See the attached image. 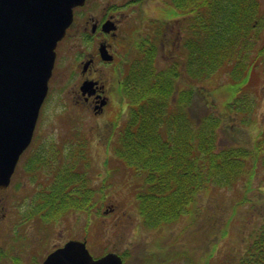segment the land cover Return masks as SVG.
Here are the masks:
<instances>
[{
    "label": "rangeland",
    "instance_id": "374dc122",
    "mask_svg": "<svg viewBox=\"0 0 264 264\" xmlns=\"http://www.w3.org/2000/svg\"><path fill=\"white\" fill-rule=\"evenodd\" d=\"M261 2L264 7V0ZM144 5L140 15L142 20L135 28H141L142 38L148 29L157 26L158 18L162 16V10L156 4ZM182 19L181 16L180 27L184 29ZM124 54L118 57L123 64H116L114 80L113 67H109L116 95L110 91L112 102L101 115L80 110L73 103L70 90L76 76L66 83L65 66L57 64L55 68L33 135L32 152L38 158L46 148L47 158L54 159V152L59 148L49 151L51 142L56 141L55 145L65 142L64 145L70 146L76 134L85 135L81 136V142L87 144L85 154L89 162L80 168L92 179L97 191L96 201L92 213L75 209L48 223L42 217H36L38 219L18 236L13 232V208L6 222L1 223L0 246L5 253L18 251L21 264H37L52 247L72 237L83 238L86 232L87 246L93 256L116 251L122 255L123 264H223L244 251L253 232L264 221V170L259 164L254 175L242 176L239 183L227 186L213 183L209 188L201 189L179 219L152 226L143 223L138 213L137 191L144 187L145 175H134L113 150L124 120L131 114V107H123L128 101L119 89L123 83L122 91H128L130 83L126 77L129 60ZM160 63H164L163 58ZM258 70L251 75V89L243 95L241 92L232 96L229 89L227 92L220 90L229 80L226 71L211 75L205 81L195 80L197 85L193 86L197 92L191 114L197 120L204 114L219 118L217 149L235 146L254 152L260 134L264 132V73L260 68ZM248 98L252 103L246 112L242 101ZM225 99L232 102L226 104ZM250 163L249 170L254 167ZM43 174L42 169L36 171L38 190L45 186L42 181H47ZM110 205L113 210H107ZM15 258L0 254V264H20Z\"/></svg>",
    "mask_w": 264,
    "mask_h": 264
},
{
    "label": "trees",
    "instance_id": "16d2710c",
    "mask_svg": "<svg viewBox=\"0 0 264 264\" xmlns=\"http://www.w3.org/2000/svg\"><path fill=\"white\" fill-rule=\"evenodd\" d=\"M172 1L171 15L182 16L184 26V58L176 62L185 64H167L160 69L153 64L151 48L137 58L149 64H129L126 77L130 83L124 94L132 100L131 114L113 146L116 156L134 175H145L144 187L137 191V206L148 226L179 219L199 191L213 183H239L242 176L254 175L259 164L264 170L263 131L254 152L235 146L217 149L219 118L204 114L197 120L191 114L197 92L195 80L205 81L226 71L229 80L220 90L229 89L234 96L248 93L258 68L264 73L261 0ZM231 102L225 99L226 104ZM242 103L247 112L250 98ZM81 136L72 137L70 146L51 142L49 151L59 148L54 159L47 158L46 148L40 157L33 156L34 166L47 178L42 182L45 186L37 214L49 222L68 211L93 207L96 201L92 180L80 168L89 162L87 144L81 142ZM249 161L254 165L251 170ZM223 264H264V221L244 251Z\"/></svg>",
    "mask_w": 264,
    "mask_h": 264
},
{
    "label": "flooded vegetation",
    "instance_id": "af4514ba",
    "mask_svg": "<svg viewBox=\"0 0 264 264\" xmlns=\"http://www.w3.org/2000/svg\"><path fill=\"white\" fill-rule=\"evenodd\" d=\"M144 4H156L162 10V16H159L157 26L148 29L142 38L141 28H135L138 21L142 20L140 15L144 10ZM172 7V0H85L82 4L74 7L73 22L56 47L57 55L53 73L57 64H62L65 66L66 83L72 76H76L70 93L71 100L80 110L90 111L94 115H101L107 110L112 102L110 91H113V96L116 95L113 80L116 64H123V61L118 60V57L120 58V54L124 56V52L128 57L129 64H149V62L137 59L140 54H142L141 58L148 54L146 49L149 48L154 51L153 64H158L160 69L164 67L159 64H185L176 62L180 57L184 58V50L181 47L184 32L180 27L181 16L179 14L171 15L170 8ZM136 33L139 34L134 38ZM160 58L164 59V63H160ZM109 67H113V86ZM53 73H51L52 76ZM122 87L123 83L119 89L123 98L128 101V104L123 107L130 109L132 100L127 94H124L125 91H122ZM32 143L33 139L21 154L16 167H14L15 171L8 187L0 188V229L1 223L6 222L14 208L13 232L17 236L21 235L23 229L30 227L38 219L36 217H41L37 214L38 204L41 202L37 195L42 194L44 189L38 190L36 187L37 168L33 158ZM29 152H32L30 156L25 157ZM90 180L92 179L90 178ZM92 188L97 193L96 188L94 186ZM93 207L86 210L79 209V211L92 213ZM107 210H113V205H110ZM43 220L45 223L49 222L47 218ZM86 234L87 232L83 238L78 236L72 238L87 240ZM66 241L45 253L40 264L43 263L48 253L62 246ZM18 253V251L13 252L14 255L5 253L0 246L1 256L16 257L15 259L19 260L21 264L22 260L20 255H17Z\"/></svg>",
    "mask_w": 264,
    "mask_h": 264
},
{
    "label": "water",
    "instance_id": "95a60500",
    "mask_svg": "<svg viewBox=\"0 0 264 264\" xmlns=\"http://www.w3.org/2000/svg\"><path fill=\"white\" fill-rule=\"evenodd\" d=\"M85 0H0V188H6L31 143L56 59V47ZM109 251L93 256L71 238L42 264H123Z\"/></svg>",
    "mask_w": 264,
    "mask_h": 264
},
{
    "label": "bare ground",
    "instance_id": "6f19581e",
    "mask_svg": "<svg viewBox=\"0 0 264 264\" xmlns=\"http://www.w3.org/2000/svg\"><path fill=\"white\" fill-rule=\"evenodd\" d=\"M192 100H193V103H194V97H193V99H192Z\"/></svg>",
    "mask_w": 264,
    "mask_h": 264
}]
</instances>
